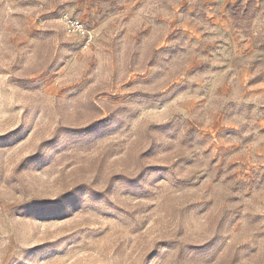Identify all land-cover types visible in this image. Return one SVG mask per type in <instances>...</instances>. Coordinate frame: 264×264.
Segmentation results:
<instances>
[{
    "label": "rangeland",
    "instance_id": "rangeland-1",
    "mask_svg": "<svg viewBox=\"0 0 264 264\" xmlns=\"http://www.w3.org/2000/svg\"><path fill=\"white\" fill-rule=\"evenodd\" d=\"M257 44L199 0H0V264H264Z\"/></svg>",
    "mask_w": 264,
    "mask_h": 264
},
{
    "label": "crops",
    "instance_id": "crops-1",
    "mask_svg": "<svg viewBox=\"0 0 264 264\" xmlns=\"http://www.w3.org/2000/svg\"><path fill=\"white\" fill-rule=\"evenodd\" d=\"M203 8H206L207 16L212 18L219 27L223 37L227 38L230 46L228 51L234 55H242L244 50H259L257 42L264 40V0H199ZM233 8L242 10V14L251 12L254 9L255 18L250 24V36L243 31L242 27L234 20ZM248 39L244 45L237 39ZM257 40V42H256ZM255 44L251 47L252 44Z\"/></svg>",
    "mask_w": 264,
    "mask_h": 264
},
{
    "label": "built area",
    "instance_id": "built-area-1",
    "mask_svg": "<svg viewBox=\"0 0 264 264\" xmlns=\"http://www.w3.org/2000/svg\"><path fill=\"white\" fill-rule=\"evenodd\" d=\"M68 27L72 33H76L79 35H86L87 34V31H86L84 25L81 24L79 21L69 20L68 21Z\"/></svg>",
    "mask_w": 264,
    "mask_h": 264
}]
</instances>
